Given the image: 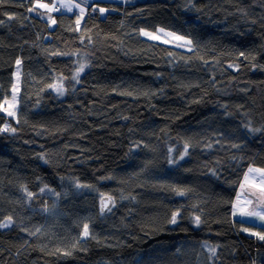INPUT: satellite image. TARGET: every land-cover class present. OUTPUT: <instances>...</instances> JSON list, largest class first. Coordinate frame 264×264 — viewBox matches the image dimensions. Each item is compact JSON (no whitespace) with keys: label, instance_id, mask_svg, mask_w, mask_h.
Returning a JSON list of instances; mask_svg holds the SVG:
<instances>
[{"label":"trees","instance_id":"16d2710c","mask_svg":"<svg viewBox=\"0 0 264 264\" xmlns=\"http://www.w3.org/2000/svg\"><path fill=\"white\" fill-rule=\"evenodd\" d=\"M113 1L51 25L0 0L3 109L22 61L0 110V264H264V227L233 215L264 169V0ZM159 29L192 49L141 33Z\"/></svg>","mask_w":264,"mask_h":264},{"label":"snow or ice","instance_id":"6c2138e0","mask_svg":"<svg viewBox=\"0 0 264 264\" xmlns=\"http://www.w3.org/2000/svg\"><path fill=\"white\" fill-rule=\"evenodd\" d=\"M89 0H84V3H88ZM73 6L76 7V8H79L80 9V16L82 17L84 12H85V9L82 8L80 6V4H75V5H70V4H65L64 7L67 9V11L71 12L73 10ZM36 8H41V9H47L49 12L51 11H54V10H58L56 8V5L55 4H52V5H49L48 3H42L41 0H35V4H34V7H31L29 8L28 10L29 11H34ZM93 12H96L97 9L94 7L92 9ZM107 11L106 8H103V7H100L99 8V12L101 14L105 13ZM10 19L13 18V17H9ZM51 19V17L49 18ZM52 23L55 24V20H52ZM77 24H79V20L77 21ZM161 32H163L164 30L163 29H160ZM141 33L147 37H149L150 39H159L158 36H154L152 33L150 32H145L144 30H141ZM167 35L169 36H174L175 34L174 33H167ZM176 39L178 40H184L185 38L184 37H180V36H176L175 37ZM185 43L187 44H191L192 41L191 40H185ZM241 56L244 55V53H240ZM22 63V61L20 59H17L16 60V66H17V71H16V77H17V80H16V84L13 85V93L17 92L18 91V84H19V72H20V69H19V66L20 64ZM231 67V65H230ZM81 71L83 70V66L81 67L80 69ZM79 75V72L77 73V76ZM73 79H76V77L74 76ZM77 83H79V80L77 79ZM50 88H53L57 94L59 95H63V93L66 91V89L64 88L63 84H60L59 86H56V85H49ZM12 100L15 101L16 100V96L13 95L12 96ZM5 103H8L7 100H5ZM0 110H5L3 109V106L0 105ZM7 114L9 116H14L15 113L12 112V111H8ZM5 130H9V131H12L14 132L15 129H8L6 127ZM255 131H260V129H255ZM187 147V146H186ZM186 154V152H185ZM180 159H183V155L180 157ZM253 171H256V172H259L261 173V185H260V191L262 193H264V169H252V168H249L248 169V172L251 173ZM249 179L248 175H245L244 177V180L247 182ZM77 187H88L87 185H80V184H77ZM241 187H243V185H241ZM43 191V189L41 190ZM180 195H183L184 193L181 191L179 192ZM29 196L32 195V193H28ZM240 197L238 196L237 197V201H239ZM108 203H111L113 206H114V202L112 201L111 197L108 198ZM108 203H105L103 200L101 201V211H104L105 209H107L108 211H111V207L108 206ZM249 203H251V201H249ZM234 209H236V205L234 204L233 205ZM237 211L239 212V214L242 216V217H256L260 220H264V203H261L258 201L257 203V206L254 207L251 211H244L243 209H236V211L233 212V215H236L237 214ZM179 216V213H174L169 221V223L171 224H176L177 223V217ZM195 222L197 224V226H199L200 224V217L197 216L195 217ZM13 223V220H12V217L9 216L7 217V219L3 222V223H0V228H7V227H10L11 224ZM37 231H39L37 229ZM243 231H248V229H243ZM251 235L253 236H256L258 237L259 240L261 241H264V233H260V232H252L250 233ZM82 235L83 237H88L90 235L89 233V226L88 224H84L83 225V232H82ZM210 251L212 252L213 255H215V251L216 249L215 248H211ZM64 255H70V253L68 252H65Z\"/></svg>","mask_w":264,"mask_h":264},{"label":"rangeland","instance_id":"374dc122","mask_svg":"<svg viewBox=\"0 0 264 264\" xmlns=\"http://www.w3.org/2000/svg\"><path fill=\"white\" fill-rule=\"evenodd\" d=\"M84 1V0H83ZM96 1H112V0H89V3H94V2H96ZM116 0H114L113 2H115ZM41 2L42 3H48L49 5H52V4H55L56 5V8L58 9V10H54V11H51V12H49L47 9H41V8H39L41 11H43L46 15H47V17H48V19L51 17V19H49L51 22H52V20H54L53 18H52V15L53 14H55V13H68V14H73V13H75L76 11H79L80 12V9L79 8H76V7H74L73 6V10L71 11V12H69V11H67V9L64 7V5L65 4H70V5H75V4H80V6L82 7V8H84L85 10H88L87 9V3H84V2H82V0H41ZM123 2H124V0H123ZM51 25H53V23H51ZM55 25V24H54ZM164 31L163 32H161L160 31V29L159 30H157V31H155V32H153V31H148V30H144L145 32H150V33H152L154 36H158L159 37V39H150L149 37H147V36H145V35H143L142 34V36L145 38V39H147V40H150V41H154V42H160V43H164V44H167V45H172V46H175V47H178V48H180V49H183V50H191L192 49V43L191 44H187V43H185V40H189V39H187V38H185L184 40H178V39H176L175 37L176 36H179V35H177V34H175L174 36H169V35H167V33H173V32H170V31H167V30H165V29H163ZM180 37H182V36H180ZM81 65L79 66V69L76 71V73H75V77L78 79L80 76H81V74H83L84 73V71H85V69H86V66H83V70L81 71L80 69H81ZM79 72V75L77 76V73ZM15 76H16V73H15ZM16 80L17 79H15V84H16ZM18 92H19V90L17 91V92H15L13 95H15L16 96V100L15 101H13L12 100V97L8 100V103H5V107H4V111L7 113L8 111H12V112H14L15 113V110H16V108H17V97H18ZM252 169H260V168H255V167H252ZM247 175H248V177H249V179H248V181L246 182V187L245 188H248V186L250 185L249 184V181H251V182H254L255 184H253L257 189H259L260 190V185H261V179H262V177H261V173H259V172H256V171H253V172H251V173H247ZM258 180H260V182L258 183L257 181ZM255 194V197L256 198H258V196L259 197H261L262 198V201L264 202V193H262V192H260V194L258 193V191L257 192H255L254 193ZM256 200H258V199H256ZM239 205L241 206V202L239 201ZM250 203L249 204H245V202H243L242 203V207H241V209H243V210H246L247 209V206H249V208L248 209H250ZM237 209H239V207H236ZM237 215H238V211H237ZM245 219V218H244ZM247 222V221H246ZM247 223H250V224H252V222L251 221H248Z\"/></svg>","mask_w":264,"mask_h":264},{"label":"crops","instance_id":"0c3cea01","mask_svg":"<svg viewBox=\"0 0 264 264\" xmlns=\"http://www.w3.org/2000/svg\"><path fill=\"white\" fill-rule=\"evenodd\" d=\"M257 191L260 194L261 191L259 189H257L254 185H252L251 187H249V189H247V193L251 197H249L248 195H245V194H243V195L240 194L239 195V197H240L239 201L241 202V206L238 205L237 207H239V209H241L243 202H245V204H249V201H251V203H250L251 204L250 205V209H248L249 206H247V209L244 210V211H251L254 207L257 206L258 201L261 202V203H264L262 201L261 197H259V196H258V199L259 200L254 199V197H255L254 196L255 195L254 193L257 192ZM236 209H235V211H236ZM236 216L239 217L240 219L242 218L244 221H251L252 223H255V224H258L259 226L264 227V220H260V219H258L256 217H246V216L245 217H242L240 214L239 215L236 214Z\"/></svg>","mask_w":264,"mask_h":264},{"label":"water","instance_id":"95a60500","mask_svg":"<svg viewBox=\"0 0 264 264\" xmlns=\"http://www.w3.org/2000/svg\"><path fill=\"white\" fill-rule=\"evenodd\" d=\"M110 196H108V195H104V196H102V198L100 199V207H101V201L103 200L105 203H108V198H109ZM112 199V198H111ZM112 201H113V199H112ZM108 206L109 207H113V205L111 204V203H108ZM108 212V210L107 209H105L104 211H102V213H107Z\"/></svg>","mask_w":264,"mask_h":264}]
</instances>
